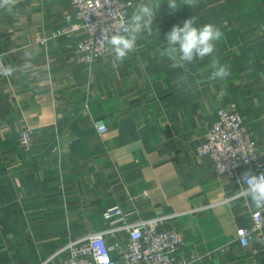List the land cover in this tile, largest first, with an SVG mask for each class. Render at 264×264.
<instances>
[{"label":"crops","instance_id":"1","mask_svg":"<svg viewBox=\"0 0 264 264\" xmlns=\"http://www.w3.org/2000/svg\"><path fill=\"white\" fill-rule=\"evenodd\" d=\"M132 2L130 14L141 0ZM177 2L173 12L162 0L152 35L122 64L113 66L110 49L89 69L73 57L81 34L55 35L69 0H19L18 16L0 11L5 66L27 64L0 76V264H62L57 252L103 229L113 203L130 220L178 214L160 228L183 235L178 257H202L191 264H264V229L245 247L235 238L257 209L233 198L248 170L237 182L218 177L196 154L216 109L235 103L264 162V0ZM194 16L223 32L214 54L230 66L223 81L208 80L211 56L185 69L159 56L171 28ZM25 50L36 58L23 59ZM25 128L29 151L17 140Z\"/></svg>","mask_w":264,"mask_h":264},{"label":"built area","instance_id":"2","mask_svg":"<svg viewBox=\"0 0 264 264\" xmlns=\"http://www.w3.org/2000/svg\"><path fill=\"white\" fill-rule=\"evenodd\" d=\"M131 5L130 0H69V11L55 35L81 34L73 48V57L76 63L89 69L110 50L103 30H110L107 35L122 30ZM0 65L5 66L1 48ZM214 117L203 142L196 147V154L209 159L218 177L232 181H238L241 168L255 174L264 173V162L258 158L256 141L246 128L237 105L230 103L216 109ZM94 127L98 135L108 130L102 120H96ZM17 140L22 149L29 151L33 145L32 131L28 128L20 130ZM177 215L130 220L122 206L113 203L103 211L106 223L103 229L69 239L57 254H65L62 264H191L202 257L196 254L189 259L178 257L184 243L183 235L175 229L160 228ZM263 229V210L253 209L250 225L236 229V241L245 247L251 236L262 235Z\"/></svg>","mask_w":264,"mask_h":264},{"label":"clouds","instance_id":"3","mask_svg":"<svg viewBox=\"0 0 264 264\" xmlns=\"http://www.w3.org/2000/svg\"><path fill=\"white\" fill-rule=\"evenodd\" d=\"M197 0H183V5L195 6ZM19 0H0V11L9 15L18 16L20 10L16 7ZM162 0H141L133 7L131 14L124 21L122 30L107 35L109 29L103 30V36L111 49L113 66L122 64L129 53L137 47V41L152 35L153 20L161 6ZM171 11H178L180 6L177 0H167ZM223 37L221 29L212 23L197 26V17L186 19L183 26L175 25L166 34V43L159 52L161 58L171 61L172 69H185L186 65L203 60L205 57H213L211 61L212 71L208 77L210 81H223L231 75L230 66L220 63L215 57L217 42ZM23 59L30 61L36 58L33 51H23ZM27 64L17 68L0 65V75L11 76L14 71L26 68ZM186 71L181 73L178 81L187 83ZM241 188L237 195H243L250 204L257 209L264 210V173L255 174L251 170L242 174Z\"/></svg>","mask_w":264,"mask_h":264},{"label":"rangeland","instance_id":"4","mask_svg":"<svg viewBox=\"0 0 264 264\" xmlns=\"http://www.w3.org/2000/svg\"><path fill=\"white\" fill-rule=\"evenodd\" d=\"M130 1H131V4H132V3H133L132 0H130ZM131 7H132V5L130 6L129 10L131 9ZM129 15H130V14H129Z\"/></svg>","mask_w":264,"mask_h":264}]
</instances>
